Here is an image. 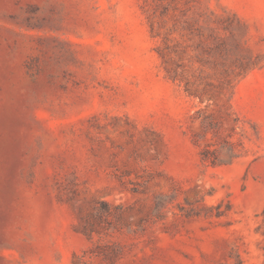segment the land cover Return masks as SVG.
Segmentation results:
<instances>
[{
	"label": "rangeland",
	"instance_id": "374dc122",
	"mask_svg": "<svg viewBox=\"0 0 264 264\" xmlns=\"http://www.w3.org/2000/svg\"><path fill=\"white\" fill-rule=\"evenodd\" d=\"M156 2L0 0V264H264V0L203 1L259 63L204 102L167 70L213 89L216 57L153 36ZM205 107L248 131L232 163L201 159Z\"/></svg>",
	"mask_w": 264,
	"mask_h": 264
},
{
	"label": "trees",
	"instance_id": "16d2710c",
	"mask_svg": "<svg viewBox=\"0 0 264 264\" xmlns=\"http://www.w3.org/2000/svg\"><path fill=\"white\" fill-rule=\"evenodd\" d=\"M204 0H157L153 11L149 12L148 23L153 36L161 35V28L165 22L171 21L172 25L165 30V39L169 38L172 32H177L180 37L196 41V49H202L213 53L216 59V74L220 83L212 86L213 89L203 88L200 90L195 81L186 77L179 71H168V75L175 81L184 85L185 91L201 102L215 100L218 92L226 89L232 83V74L243 76L249 68L257 66L258 61L237 58L233 60L236 69L229 67V55L233 46L229 40H236L234 24L244 25L245 23L233 12L223 9L222 12L209 6L202 7ZM177 54L178 48L173 49ZM234 87V86H232ZM211 88V87H210ZM212 90V91H211ZM193 121L198 120L201 132L195 133L196 141L204 139L206 142L201 147V159L203 162L212 165L232 163L247 150L246 139H250L248 131L238 122L227 136L221 134V121L217 120L214 113H207L206 107L199 108L192 116ZM236 135L237 139H232Z\"/></svg>",
	"mask_w": 264,
	"mask_h": 264
}]
</instances>
